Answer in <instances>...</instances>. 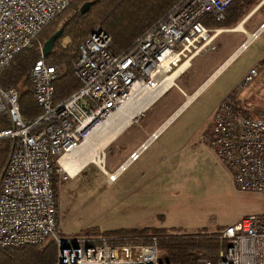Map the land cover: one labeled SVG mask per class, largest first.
Wrapping results in <instances>:
<instances>
[{
    "label": "built area",
    "instance_id": "built-area-1",
    "mask_svg": "<svg viewBox=\"0 0 264 264\" xmlns=\"http://www.w3.org/2000/svg\"><path fill=\"white\" fill-rule=\"evenodd\" d=\"M74 1L0 0V79L15 54L32 47L42 29ZM232 1L177 0L160 22L120 52L111 49V36L97 26L77 47L73 73L79 87L59 102L54 83L60 70L46 62L40 45L28 73L41 109L35 118L21 116L14 86L3 89L0 85V118L9 123L0 129V138L10 139L0 177V250L41 245L50 238L57 249L53 264H176L160 262L156 236L147 241L61 236L51 185L52 158L58 161L77 147L135 91L157 88L173 72L184 73L193 57L216 50L222 29L203 20H223ZM259 28L264 31V22ZM257 75L256 68H250L236 89L221 100L204 140L230 169L238 190L264 196V116L240 104L242 92ZM209 233L223 246L215 260L204 264H264V201L258 213Z\"/></svg>",
    "mask_w": 264,
    "mask_h": 264
},
{
    "label": "rangeland",
    "instance_id": "rangeland-1",
    "mask_svg": "<svg viewBox=\"0 0 264 264\" xmlns=\"http://www.w3.org/2000/svg\"><path fill=\"white\" fill-rule=\"evenodd\" d=\"M48 27L39 35L40 41L50 29ZM58 29L59 24L56 23L53 30ZM232 36L234 34H221L219 40L224 41L220 49L195 57L191 69L181 78L185 81L192 79V83L185 87L186 92L197 88L213 71L218 63L217 57L224 53L226 41ZM59 40L63 46L68 43L66 37ZM263 49L264 32L235 56L172 120L174 122L171 129L184 125V128L188 129L187 136L197 134L198 138L190 151L188 168L178 175L175 189H172L174 193L171 203L164 201L160 206H152L145 199L126 198L124 179L130 175V169L126 172L123 170L118 180L113 182L102 168L94 163H90L74 178L62 171L59 165L57 172L63 179L56 196L59 234L65 237L126 239L127 237L120 235V229L146 227L163 228L177 234L209 233L216 231L217 227L232 224L245 215L258 213L262 209L264 196L259 192L238 190L230 169L213 155V151L204 140L205 136L202 135L201 139L199 135L212 121L215 106L224 96L226 88L231 84L230 81L241 77L243 73L245 75L253 67L256 68L258 75L242 92L240 104L243 109L264 116V60L256 64L258 60L256 54ZM196 66L199 72L190 75L195 73ZM177 83L183 86L181 80ZM182 97L173 89L159 102L174 104L172 107H162V118L175 109L182 101ZM209 151H212V154ZM108 160L105 148L103 168L107 172L112 170ZM57 163L59 164L58 161Z\"/></svg>",
    "mask_w": 264,
    "mask_h": 264
},
{
    "label": "trees",
    "instance_id": "trees-1",
    "mask_svg": "<svg viewBox=\"0 0 264 264\" xmlns=\"http://www.w3.org/2000/svg\"><path fill=\"white\" fill-rule=\"evenodd\" d=\"M91 2L87 12L80 14L81 5ZM177 0H75L68 8L60 13L37 35L33 46L23 49L13 57L10 65L4 70L0 85L3 89L14 86L18 92L19 111L23 118L37 117L41 109L37 106L32 90V83L28 78L33 62L39 56L37 48L55 31L56 23L63 30L55 41L54 47L48 55L46 62L53 64L60 70V75L54 83L55 101H62L72 94L79 82L73 73V64L78 54V44L83 41L97 26L108 32L112 38L111 49L120 52L127 49L131 43L140 37L152 25L160 22L166 11ZM257 0H233L226 10L223 20L204 18L206 25L224 26L234 25L243 18ZM55 24V25H54ZM50 26V27H48ZM47 31L44 39L39 35ZM44 30V31H43ZM49 33V34H48ZM68 38L67 45L60 44V38ZM264 58L261 60V62ZM9 123L5 117L0 118V129L8 128ZM10 139L0 138V175L2 174L8 153ZM53 174L51 185L55 196L63 182L62 176L57 172L59 164L57 158H52ZM217 227L216 229H222ZM93 232V231H92ZM120 235L127 238H137L147 241L150 237H158L160 262L176 264H204L215 260L223 243L213 233L177 234L170 230L156 227L120 229ZM91 233V232H90ZM56 260V245L50 238L41 245H25L21 247H7L0 250V264H53Z\"/></svg>",
    "mask_w": 264,
    "mask_h": 264
},
{
    "label": "crops",
    "instance_id": "crops-1",
    "mask_svg": "<svg viewBox=\"0 0 264 264\" xmlns=\"http://www.w3.org/2000/svg\"><path fill=\"white\" fill-rule=\"evenodd\" d=\"M258 1L234 25L219 27L222 29V32L216 37V50L222 47V41H224L223 39L219 40L221 34L231 33L234 36L228 38L224 53L217 57L218 63L216 67L197 88L191 92H186L185 87L192 83V79L189 81L181 79L191 69L192 61L195 59L193 57L186 71L174 78L172 86L158 96L147 109L131 121L106 147L109 157V167L112 169L108 172L116 174L112 180L113 182L118 180L119 174L123 170L126 172L130 169V175L124 179L126 198L131 200L145 199L152 206H160L164 201V203H171L173 201L172 193L174 191L172 189H175L174 186H176L175 182L178 181V175H181L182 171L186 170L189 166L190 151L192 146L195 145L198 136L197 134L190 136L191 138L187 136L188 129H185L184 125H182L183 127L178 126L171 129L174 122L172 120L185 105L191 102L204 86L209 84L235 56L243 51H239L241 45L251 39L252 34L256 36L249 44L264 32L260 31L259 28L260 24L264 22V0ZM256 56L258 58L256 64H259L264 58V49L258 52ZM194 70L195 73H191L190 75L193 76L199 72L198 66ZM243 74L242 76H244ZM242 76L230 81L231 84L226 88L227 90L221 100L229 92L236 89ZM179 80H181L183 86L177 83ZM173 89L178 91V95L183 96L182 101L165 118H162V107H172L174 104L172 102L171 104L159 102ZM221 100L216 104L215 110ZM211 124L212 121L209 125L206 124L207 126L200 131V137L209 133ZM202 137L201 139H203ZM211 152L210 154L213 153ZM213 155L215 156L214 153Z\"/></svg>",
    "mask_w": 264,
    "mask_h": 264
},
{
    "label": "bare ground",
    "instance_id": "bare-ground-1",
    "mask_svg": "<svg viewBox=\"0 0 264 264\" xmlns=\"http://www.w3.org/2000/svg\"><path fill=\"white\" fill-rule=\"evenodd\" d=\"M252 38L244 43L249 44ZM243 50L241 49L239 51ZM178 70L166 76L155 89H139L107 119L94 126L81 141V143L58 159L59 165L69 177L74 178L90 163L103 168V150L117 137V135L147 109L154 100L170 88ZM110 179L115 173L106 172ZM109 179V180H110Z\"/></svg>",
    "mask_w": 264,
    "mask_h": 264
},
{
    "label": "water",
    "instance_id": "water-1",
    "mask_svg": "<svg viewBox=\"0 0 264 264\" xmlns=\"http://www.w3.org/2000/svg\"><path fill=\"white\" fill-rule=\"evenodd\" d=\"M91 2L87 1L83 3L79 9L80 14H84L87 12L88 8L90 7ZM63 30L60 28L57 31L53 32L43 43L42 45V52L44 55H48L54 47L55 41L60 37Z\"/></svg>",
    "mask_w": 264,
    "mask_h": 264
}]
</instances>
